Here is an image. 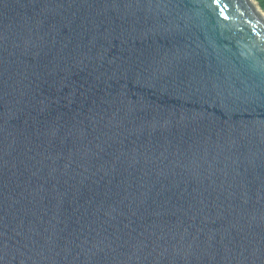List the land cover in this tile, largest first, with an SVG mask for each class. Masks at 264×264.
<instances>
[{
  "label": "water",
  "instance_id": "water-1",
  "mask_svg": "<svg viewBox=\"0 0 264 264\" xmlns=\"http://www.w3.org/2000/svg\"><path fill=\"white\" fill-rule=\"evenodd\" d=\"M0 264H264L253 0H0Z\"/></svg>",
  "mask_w": 264,
  "mask_h": 264
},
{
  "label": "rangeland",
  "instance_id": "rangeland-1",
  "mask_svg": "<svg viewBox=\"0 0 264 264\" xmlns=\"http://www.w3.org/2000/svg\"><path fill=\"white\" fill-rule=\"evenodd\" d=\"M253 2L255 3V6L260 9L262 14L264 15V0H253Z\"/></svg>",
  "mask_w": 264,
  "mask_h": 264
}]
</instances>
